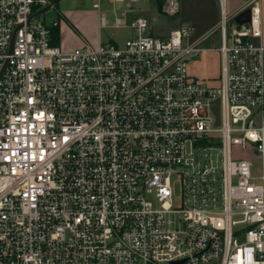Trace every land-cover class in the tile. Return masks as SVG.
<instances>
[{
  "label": "built area",
  "instance_id": "obj_1",
  "mask_svg": "<svg viewBox=\"0 0 264 264\" xmlns=\"http://www.w3.org/2000/svg\"><path fill=\"white\" fill-rule=\"evenodd\" d=\"M108 1L124 18L181 7ZM52 6L0 0V264H264V176L246 156L264 160L261 0L202 39L116 17L132 36L74 49L38 20ZM207 51L217 85L190 72Z\"/></svg>",
  "mask_w": 264,
  "mask_h": 264
},
{
  "label": "crops",
  "instance_id": "obj_2",
  "mask_svg": "<svg viewBox=\"0 0 264 264\" xmlns=\"http://www.w3.org/2000/svg\"><path fill=\"white\" fill-rule=\"evenodd\" d=\"M68 1L69 0H61L58 4H56V6L57 7L60 5L64 6ZM70 1L72 2L71 6H67V5H66V7L64 6L62 12L59 9L58 14L55 16V19H53V21H55V20L57 21L56 18L60 17L59 18L60 21H57L58 26H59V31H60V36H59V39L57 41V45H60V46L64 47L65 49H74V48L82 46L84 43H91V44L97 45V44H100L102 42H106L109 40L115 41V40H113L115 38H112V37L106 38L102 34L100 22H98L96 24H95V22H93V24H88L86 22L87 16L90 14L94 15V13L90 12L89 10L84 9L85 3L83 0H70ZM216 1L215 0H208L207 2H205V1L195 0L193 6L196 9L195 11H197V12H195L194 15H191V16L184 15V17H183V14L181 12L182 0H180V3H181V7H180L181 22H182V24L186 23V24H191L192 26H194V28H195V35H194L195 39H202V38L210 35L211 33L218 31L220 24H221V20H222V11L223 10L225 11V13L227 14L228 17H231V18L233 17L235 19V17L241 13L245 4L249 0H232V4H231L229 14H228L227 8H226L227 0H219V4ZM96 4H99V6L101 5L98 2V0H97V3L95 2L94 6ZM143 4H146V3L143 2L139 6H142ZM151 7H152V9H151L152 12L154 13L153 17L154 16L156 17V15L159 11L158 10L156 11L155 6H151ZM125 11H126V7H124V10L122 13V19H124L123 15H124ZM135 12L138 13L136 10H135ZM261 12H262V39L260 41H258L257 43L262 45L264 48V0H261ZM130 15H133V14H130ZM99 19L101 20V17H99ZM234 19H233V21H234ZM170 20L173 21L174 19H170ZM148 21H149V19H148ZM234 23H236V22L234 21ZM152 28L154 29L153 26H152ZM119 43H121V42H119ZM212 43H215L216 46H218V43H219L218 37H216V39H213V41L209 40L206 43V47L212 48L213 47ZM210 52H212V51H207L202 55V57L192 61L190 64V72L194 76H196L197 78H200L202 80L203 79L208 80L210 83L217 85L219 82V78L221 76V57L218 53H217L218 54V63H217L218 64V75L217 76L209 75V73L207 72L206 69H197L195 67V65L198 62H200V59L205 60L206 54L210 53ZM263 64H264V52H263ZM198 75L205 76V77H199ZM208 76H211V77H208ZM250 159L252 160V165H253V159L252 158H250ZM261 161L263 162V169H264V160H261ZM262 176H264V174ZM261 177H257V179H259Z\"/></svg>",
  "mask_w": 264,
  "mask_h": 264
},
{
  "label": "rangeland",
  "instance_id": "obj_3",
  "mask_svg": "<svg viewBox=\"0 0 264 264\" xmlns=\"http://www.w3.org/2000/svg\"><path fill=\"white\" fill-rule=\"evenodd\" d=\"M52 1V5L55 4V2H57L58 0H51ZM85 3L84 9L89 10L90 12H93V14H90L87 16L86 18V22L88 24H93V22L98 23L100 22L99 17H105L107 22H108V28L102 30V34L107 38L112 37L115 38L113 40L117 41V42H124L126 39H128L130 36H132L133 34L131 33V31L129 29H114L113 25L115 22L116 17L122 18V13L124 10V5L122 3H116L115 5L112 3H109L108 0H104L102 2H100V8L99 9H95L94 8V4L95 2L97 3V0H83ZM194 1L195 0H182V9L181 12L186 16H191L194 15L196 9L194 8ZM198 1H205L207 2L208 0H198ZM216 1V0H215ZM216 2H218L219 4V0H217ZM72 2L69 0L64 6H71ZM227 12L228 14L230 13V8H231V4H232V0H227ZM63 5L60 6H54V8L52 10H50L47 14L42 15L41 17L38 18V20H42V21H46L47 24H51L53 19H55V16L58 14L59 9L62 12L63 11ZM57 7V8H56ZM136 11L138 13L133 14V15H129L128 17L124 18V20L128 23V25L131 23V21L136 17V16H143L146 17L147 19H149L150 24L154 27V32L155 35H167L172 29L177 28L178 26H180L182 24L181 22V18H180V13L177 17V19L175 20H170L169 18H164L163 16H161L159 14V12L157 13L156 17H153V12H152V7L150 6V4L146 3L143 4L140 7H136L135 8ZM157 11V9H156ZM141 13V14H140ZM149 17V18H148ZM60 18V17H59ZM59 18H56L57 21H60ZM230 25H233V22H231ZM58 26V24H57ZM214 39H216V37H214ZM219 44V43H218ZM202 57V56H201ZM206 59H200V62H198L195 67L197 69H206L207 72L209 73V75H214L217 76L218 75V54L216 51H212L210 53L206 54ZM199 77H205V76H200ZM211 77V76H208ZM233 152L235 155L237 154H241L240 150H238L237 148H233ZM247 157L252 158L253 159V168H252V175L254 177H261L264 174V169H263V162L260 159V154L258 152L253 154H246ZM258 183H260L258 181Z\"/></svg>",
  "mask_w": 264,
  "mask_h": 264
},
{
  "label": "water",
  "instance_id": "obj_4",
  "mask_svg": "<svg viewBox=\"0 0 264 264\" xmlns=\"http://www.w3.org/2000/svg\"><path fill=\"white\" fill-rule=\"evenodd\" d=\"M60 1L61 0H58L57 2H55V4L52 7H54ZM51 8H47L46 10L43 11V13H45L46 11H49ZM250 17H251V11H250V9H246V10L242 11L240 14H238L235 17L234 21L239 25H243V24H246L250 21Z\"/></svg>",
  "mask_w": 264,
  "mask_h": 264
},
{
  "label": "trees",
  "instance_id": "obj_5",
  "mask_svg": "<svg viewBox=\"0 0 264 264\" xmlns=\"http://www.w3.org/2000/svg\"><path fill=\"white\" fill-rule=\"evenodd\" d=\"M52 34H53V45H57V41L59 39L60 36V31H59V26L53 27L52 28Z\"/></svg>",
  "mask_w": 264,
  "mask_h": 264
}]
</instances>
